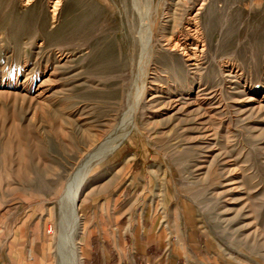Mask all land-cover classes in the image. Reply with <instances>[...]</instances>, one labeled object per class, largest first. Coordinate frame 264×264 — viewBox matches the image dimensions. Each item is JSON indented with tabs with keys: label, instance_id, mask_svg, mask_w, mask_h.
<instances>
[{
	"label": "rangeland",
	"instance_id": "1",
	"mask_svg": "<svg viewBox=\"0 0 264 264\" xmlns=\"http://www.w3.org/2000/svg\"><path fill=\"white\" fill-rule=\"evenodd\" d=\"M126 165L211 264H264V0H0V213L22 204L64 264L62 198L89 171L83 264Z\"/></svg>",
	"mask_w": 264,
	"mask_h": 264
},
{
	"label": "crops",
	"instance_id": "2",
	"mask_svg": "<svg viewBox=\"0 0 264 264\" xmlns=\"http://www.w3.org/2000/svg\"><path fill=\"white\" fill-rule=\"evenodd\" d=\"M124 167L125 180L99 203L102 213L83 236V264H211L203 234L183 216H161L136 199L141 174ZM21 205L0 213V264H45L50 233Z\"/></svg>",
	"mask_w": 264,
	"mask_h": 264
},
{
	"label": "bare ground",
	"instance_id": "3",
	"mask_svg": "<svg viewBox=\"0 0 264 264\" xmlns=\"http://www.w3.org/2000/svg\"><path fill=\"white\" fill-rule=\"evenodd\" d=\"M148 24H149V22H148ZM145 33H147V32H145ZM143 43H144V45H146L144 40H143ZM145 48H146V46H145ZM198 49L199 48L197 45V47L195 48V51ZM146 79L147 78L144 79V82H146ZM139 107H140V100H139V102L132 105L130 115H134L137 112V110L139 109ZM121 136L122 135H119V137H121ZM123 136H125V134H123ZM88 174H89V171H87L85 173H84V171L78 172V174H76L74 176V178H72L68 182L67 190L64 194V197L62 198V204H63L62 205V207H63L62 211H63V215H64L63 218H65V222H64L65 227H63V228H65V230H64L63 240H62L63 253L65 254V255L63 254V257H64L63 260L64 261L62 263H64V264H80L79 262H80L81 255H80L79 243L75 237L76 233H77L78 226H79V221H80L78 201L80 200V196L82 194L83 182H84V180Z\"/></svg>",
	"mask_w": 264,
	"mask_h": 264
},
{
	"label": "built area",
	"instance_id": "4",
	"mask_svg": "<svg viewBox=\"0 0 264 264\" xmlns=\"http://www.w3.org/2000/svg\"><path fill=\"white\" fill-rule=\"evenodd\" d=\"M49 233H52V230H51V231H49Z\"/></svg>",
	"mask_w": 264,
	"mask_h": 264
}]
</instances>
